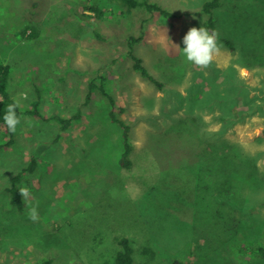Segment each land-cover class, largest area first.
<instances>
[{"label": "rangeland", "instance_id": "rangeland-1", "mask_svg": "<svg viewBox=\"0 0 264 264\" xmlns=\"http://www.w3.org/2000/svg\"><path fill=\"white\" fill-rule=\"evenodd\" d=\"M148 1L172 17L141 9L130 21L108 0H0L8 91L23 112L37 108L41 115L23 114L16 144L0 150V264H106L119 236L131 240L133 264H264L258 252L264 249V181L257 182L264 179V0H223L213 11L220 50L207 69L188 62L182 49L187 31L207 22L202 6L210 0ZM96 4L103 16L89 12L84 20L85 6ZM142 24L135 53L161 90L133 70L127 55V39L142 34ZM98 77L116 100L118 118L131 126L129 169L117 165L108 103L96 93L82 106ZM80 110L81 120L62 133L58 122L46 121ZM190 110L197 114L194 125L181 124ZM199 143L234 147L236 158L224 172L248 181L246 215L219 210L208 195L197 199L187 181ZM209 152L200 154L201 162L209 163ZM36 154L41 177L23 178L32 197L18 214L4 190ZM211 163L222 168L216 157ZM37 202L40 219L33 222L28 213ZM216 212L223 217L217 220ZM229 213L255 243L245 237L238 245L224 243L232 236L222 230Z\"/></svg>", "mask_w": 264, "mask_h": 264}, {"label": "trees", "instance_id": "trees-1", "mask_svg": "<svg viewBox=\"0 0 264 264\" xmlns=\"http://www.w3.org/2000/svg\"><path fill=\"white\" fill-rule=\"evenodd\" d=\"M113 2L118 8L121 9V16H124L128 18V20H132L135 18V15H137V12L140 11L141 9L147 12L148 14H155L159 13L162 18L166 19L171 16V13L168 11L162 9L160 6L157 4L151 3L148 0H108ZM223 0H210L208 2H205L203 5V11L209 16L207 22L204 24V27L211 30H216L215 28V21L213 19V11L217 8H219L222 4ZM93 13L97 18H101L103 16V10L96 4V5H91V6H85L83 16L82 18L85 19H90L91 16L87 13ZM147 22V20H144L143 23ZM141 30L142 34L139 36L135 35H130L127 39V48H128V57L132 60L133 65L132 68L133 70L141 75L143 78L149 80L152 82L158 89H162V83L159 82L156 78H154L150 72L148 71L147 67L143 63V58L136 55L135 53V47L140 44L145 35V25H141ZM35 36V32L30 34V37L33 38ZM223 42L230 47L231 49H234L233 45L231 44L230 40L228 39H223ZM10 75H11V68L9 65L5 64H0V95L2 97V101L0 102V134L3 136V142L0 143V150H7L10 147L14 146L17 142V137L16 133H11L8 131L7 126L4 122V115L7 110V105L12 104L17 102L13 96L9 93L8 87H9V82H10ZM101 79L100 84H96V81L93 80L90 82L88 86V93L86 94V99L84 104L82 105L83 107H87L93 99V96L97 93L100 95L105 101L108 103L107 106V116L110 120L111 123L115 124L117 127V134H118V143H119V149L116 153V158L119 160L117 165L119 164L120 167L129 169L132 166V160H131V154L133 152V145L131 142V126L129 123L120 120L118 118L117 113L119 110L116 108V100L114 96L107 92V90L104 87V81L105 79ZM122 111V110H120ZM17 115L21 118L23 114L28 113L30 115H34L37 117H41L39 110L35 108L32 111L29 112H23L20 106L17 107L16 109ZM242 116L244 114L240 113ZM189 115H191L190 119L183 118L181 121V124H186V125H194L192 122H195L193 120L194 116L197 114H193V111L190 110ZM83 117V111H77L70 117H60V116H54L52 118H49L46 121H56L60 125V132H65L71 126H73L74 123L78 122L81 120ZM231 118H235L233 116H229ZM221 121L227 120V116H222ZM192 121V122H191ZM213 135V134H212ZM61 137V136H60ZM59 136L55 138L54 141H58ZM207 141H205L206 143ZM205 146H201L199 143V146H201V153L203 156L204 151H210L212 156H210V161L209 163H205L204 161L201 162V155L198 154L197 158L193 157L192 159L199 160V163L196 161L194 162V170L195 172H192L194 175L189 176L190 179L187 181L191 187H186V188H191L193 191L198 192L197 199L200 196L208 195V199L210 200L211 203L215 204L216 208L219 210H224L223 206L230 207V212H242L244 215H246V209L245 206L243 205L244 202H242V199L245 200L248 194H246V189L248 185V181L241 179H234L233 174H230L229 172H224L227 168L226 165L228 166L230 163H232V158L234 157V147H229L226 143H220V144H210L208 147L209 149L206 148ZM198 146V145H197ZM203 149V150H202ZM208 153V154H209ZM35 156L32 157L31 162L25 166L23 169H21L11 180L10 186L5 188V193L9 195V204L15 209V211L18 214H22L25 211L26 208V203L23 201V198L21 197L19 193L20 187H25L26 184H23V178L26 175H34L36 178H40L41 175L37 173V168H39V162H38V157ZM200 157V158H199ZM215 157L220 160L221 167L217 169L213 164L211 163L214 162ZM244 161H241V165H243ZM246 168L245 170H250L249 166L250 165H244ZM236 169L235 167H232ZM238 170V169H236ZM230 171V170H229ZM224 173V175H221ZM166 174H169L171 177V172H167ZM165 174V177H166ZM258 177L259 174L255 173ZM237 175V173H236ZM250 175V171H249ZM248 175V176H249ZM168 178V177H167ZM260 181H257L258 183L261 184L262 181H264L261 176L259 177ZM262 180V181H261ZM29 184V183H28ZM28 186V185H27ZM247 203V202H246ZM264 205V204H263ZM230 214V213H229ZM231 215V214H230ZM221 217H223V214L217 213L215 215V218L219 220ZM224 219V218H223ZM242 222V221H240ZM239 220L237 221L236 217L230 216V220L222 222L223 226V231H226V233L232 235L231 237L228 236V238H224L226 241L224 243H228L231 245H238L240 241H242V238L245 237L247 238L246 241L248 242H254L255 239L252 240L250 239V236L247 234H241L240 231L238 230L239 226ZM258 227H260V224H258ZM116 242L119 246L118 249L114 250L112 253V257L110 258L111 260L107 262L106 264H133L134 261V248L132 245L131 240L128 237L124 236H119L116 239ZM245 241V242H246ZM259 255L261 257H264V249L259 247ZM44 264H53V261L51 259H48L47 261L44 262ZM170 264H187L182 261H174Z\"/></svg>", "mask_w": 264, "mask_h": 264}, {"label": "clouds", "instance_id": "clouds-1", "mask_svg": "<svg viewBox=\"0 0 264 264\" xmlns=\"http://www.w3.org/2000/svg\"><path fill=\"white\" fill-rule=\"evenodd\" d=\"M219 33L216 30L207 29L206 27H191L183 37L182 53L186 60L200 69H207L211 66L215 55L219 52ZM178 48L179 46L176 45ZM24 99H27V94H24ZM19 102L7 105V110L4 115V122L7 129L11 133H15L21 118L17 115L16 109ZM19 193L23 201L31 204L32 193L28 187H20ZM29 219L37 222L40 219L38 211V202L36 206L30 207L28 213Z\"/></svg>", "mask_w": 264, "mask_h": 264}, {"label": "bare ground", "instance_id": "bare-ground-1", "mask_svg": "<svg viewBox=\"0 0 264 264\" xmlns=\"http://www.w3.org/2000/svg\"><path fill=\"white\" fill-rule=\"evenodd\" d=\"M208 2V1H207ZM203 7V6H202Z\"/></svg>", "mask_w": 264, "mask_h": 264}]
</instances>
